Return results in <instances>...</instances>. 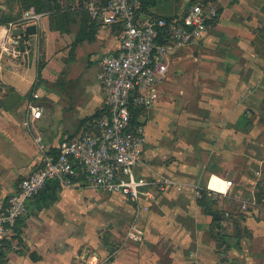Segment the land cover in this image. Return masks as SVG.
I'll use <instances>...</instances> for the list:
<instances>
[{"label": "crops", "instance_id": "1", "mask_svg": "<svg viewBox=\"0 0 264 264\" xmlns=\"http://www.w3.org/2000/svg\"><path fill=\"white\" fill-rule=\"evenodd\" d=\"M193 1L203 0H148L143 12L180 16ZM218 1V20L202 41L172 57L157 104L141 118L148 142L136 175L170 178L182 190L168 188L139 212L121 195L49 182L6 239L0 264H264V0ZM86 28L78 57L89 64L71 73L73 86L46 93L41 87L40 119L28 105L37 63L51 55L54 38L48 34L42 46V32L25 38L28 63L0 61V211L40 166L35 136L54 150L87 131L105 109L100 60L120 48L121 32ZM41 70L44 78L46 67ZM195 186L218 192L208 194L212 213L200 205ZM81 209H88L86 216ZM132 227L142 241L129 237Z\"/></svg>", "mask_w": 264, "mask_h": 264}, {"label": "built area", "instance_id": "2", "mask_svg": "<svg viewBox=\"0 0 264 264\" xmlns=\"http://www.w3.org/2000/svg\"><path fill=\"white\" fill-rule=\"evenodd\" d=\"M85 9L93 23L121 29L120 48L101 58L97 75L106 97L105 109L88 123L87 131L62 140L54 150L41 136L34 137L41 163L20 181L17 191L0 211V253L18 222L27 216L28 204L51 181L65 189L81 184L108 195H121L135 204L139 212L149 211V205L168 188L182 190L170 178L156 181L136 175L148 142L147 127L141 118L144 111L157 104L160 88L169 78L172 57L183 48L198 44L212 29L220 15V1L192 4L183 15L170 18L145 14L141 0L91 2L86 3ZM46 16L28 12L16 22L0 25V61L23 58L28 63L27 46L25 51L20 49L19 37L13 36V31L18 28L25 31L35 25L38 36ZM37 85L36 80L33 100L28 105L34 119H40L43 113L35 103L40 98ZM232 185V181L226 182L227 190ZM203 192L218 193L209 186H195L198 199ZM248 207L244 204L242 208ZM137 232L132 227L129 237L142 241Z\"/></svg>", "mask_w": 264, "mask_h": 264}, {"label": "rangeland", "instance_id": "3", "mask_svg": "<svg viewBox=\"0 0 264 264\" xmlns=\"http://www.w3.org/2000/svg\"><path fill=\"white\" fill-rule=\"evenodd\" d=\"M91 2L97 3L100 0H0V16L11 18V22L18 21L28 12H46L47 14L46 20L43 21L42 33L40 32V45L42 46L47 40L48 34H51L54 41L51 55L43 54L37 63V68L46 67L45 77L41 75L37 79V91H40L42 86L46 87L43 89L44 93L51 88L73 86L74 80L71 73L76 70L80 71L89 64L84 55L78 57V49L87 37L86 27L90 16L85 7L86 3ZM195 2L193 1L192 4ZM45 22L48 23L46 29ZM110 31L117 35L115 29H109ZM31 44V49H34V42L32 41ZM61 102L56 100V109ZM37 104L40 106L39 103ZM57 118L58 111L56 110L54 113L56 125L59 124ZM81 212L86 216L88 209H81Z\"/></svg>", "mask_w": 264, "mask_h": 264}, {"label": "trees", "instance_id": "4", "mask_svg": "<svg viewBox=\"0 0 264 264\" xmlns=\"http://www.w3.org/2000/svg\"><path fill=\"white\" fill-rule=\"evenodd\" d=\"M107 1L108 0H100V3L105 4ZM141 2H142V7H147L149 5L148 4V0H141ZM208 2H209L208 0H203V1H197V2H195L193 4H196V3H208ZM38 11H41V10H38ZM37 13H44V12H37ZM88 19H89V23H91V25L95 24V23H93L91 21L90 17H88ZM9 22H11V18H6V17H1L0 16V25L4 26V25H7ZM115 28H117L121 32L120 27H115ZM41 71H42L41 68H39V76L41 74ZM100 115H101V111L94 118H98ZM51 182H55V181H51ZM55 183L59 186V184L57 182H55ZM47 186L48 185H46V187ZM45 188L43 190H45ZM43 190L41 191V193L37 197H39L41 194H43ZM198 201H199L200 205H202L206 209V211L208 213H212V207H211V203H210L211 200H210V196L208 195L207 192H203L202 195H201V198H199ZM213 214H214V216L218 215L219 219H217L216 221L219 222L220 221V217H221L220 214L216 213V212H214ZM19 222H18V225L20 224ZM18 225H17V227H18ZM17 227L15 228V230H17Z\"/></svg>", "mask_w": 264, "mask_h": 264}, {"label": "water", "instance_id": "5", "mask_svg": "<svg viewBox=\"0 0 264 264\" xmlns=\"http://www.w3.org/2000/svg\"><path fill=\"white\" fill-rule=\"evenodd\" d=\"M37 35V29H36V26L35 25H31V26H28L25 31L21 28H18V29H15L13 31V36L15 37H19V47L21 50L25 51L26 50V46H25V43H24V37H29V36H35ZM215 217L218 219V215H215Z\"/></svg>", "mask_w": 264, "mask_h": 264}, {"label": "bare ground", "instance_id": "6", "mask_svg": "<svg viewBox=\"0 0 264 264\" xmlns=\"http://www.w3.org/2000/svg\"><path fill=\"white\" fill-rule=\"evenodd\" d=\"M213 185V184H212Z\"/></svg>", "mask_w": 264, "mask_h": 264}]
</instances>
